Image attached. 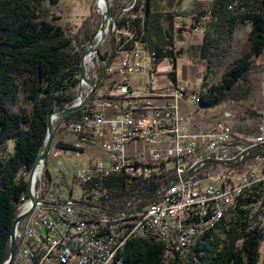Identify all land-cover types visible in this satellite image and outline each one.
<instances>
[{"label":"built area","instance_id":"obj_1","mask_svg":"<svg viewBox=\"0 0 264 264\" xmlns=\"http://www.w3.org/2000/svg\"><path fill=\"white\" fill-rule=\"evenodd\" d=\"M134 4L124 0L118 19L129 17ZM107 26L111 43L105 57L94 50L98 35L85 45L86 76L94 83L91 107L69 128L70 154L80 157L94 146L100 152L89 154L66 190L55 191L56 184L51 190L45 165L34 177L38 202L33 206L28 195L21 199L18 214L33 208L14 230V264H106L116 245L140 235L164 237L168 251L185 252L212 217L233 204L239 188L261 181L264 189V150H256L264 144V126L255 137L243 136L233 130L234 115L226 109L211 114L216 119L206 130L193 125L184 103L196 104L194 91L170 83L154 86L153 76L166 71L153 68L154 53L135 41L127 26L113 20ZM140 77L144 81L136 88ZM89 91L82 84V98ZM162 170H171L173 181L158 187L146 206L136 207L141 198H133L131 207L115 213L97 207V189L107 178L124 173L146 181ZM259 199L244 202L245 213L250 215Z\"/></svg>","mask_w":264,"mask_h":264},{"label":"trees","instance_id":"obj_2","mask_svg":"<svg viewBox=\"0 0 264 264\" xmlns=\"http://www.w3.org/2000/svg\"><path fill=\"white\" fill-rule=\"evenodd\" d=\"M161 1L135 0L128 19H118L117 7L110 8V15L118 26L130 29L135 41L154 53V69L164 61L169 63L164 74L171 85H177L182 47L174 38L171 22L184 14L164 10ZM59 2L0 0V264L8 259L13 221L21 199L27 195V176L45 144L47 116L76 101L85 45L100 25L96 20L99 16L91 10L74 38L69 37L44 5L55 7ZM199 16L205 24L198 52L205 60L219 56L238 25L249 23L251 30L248 54L235 62L218 84L200 90L198 104L207 108L247 99L252 92L249 74L264 51V0H211L208 11L190 15L196 22ZM98 55L107 53L98 50ZM90 107L88 101L81 109L58 118L57 124L69 129ZM55 147L71 149L70 144L60 141ZM256 150L262 152L264 144L257 145ZM46 159L44 172L49 178ZM171 181V170H162L160 176L151 175L146 181L117 174L97 189L100 194L96 204L107 214L131 207L133 198H141L134 205L144 207L154 200L158 187L166 188ZM251 211L248 215L234 207L230 218L205 229L185 252L168 251L163 242L146 236L129 240L116 259L120 257V264H257L264 234L255 225Z\"/></svg>","mask_w":264,"mask_h":264},{"label":"rangeland","instance_id":"obj_3","mask_svg":"<svg viewBox=\"0 0 264 264\" xmlns=\"http://www.w3.org/2000/svg\"><path fill=\"white\" fill-rule=\"evenodd\" d=\"M122 3L123 0H109L110 8L117 7L119 9ZM161 4L166 11L172 10L184 14L182 16L178 15L172 20L171 30L176 42L182 47V53L177 61V86L185 88L189 94L193 91L200 94V90L206 91L211 85L218 84L227 70L240 58L248 54V35L251 26L246 23L236 27L229 42L222 45L219 56H212L208 60L199 56L198 47L201 44L205 20L199 16L200 18L196 22L191 19L190 15L196 14L198 11H208L211 0H162ZM44 5L46 8L48 7V15L52 13L57 17L55 22L62 26L66 35L71 38H74L82 21L91 15V10L99 16L96 19L97 21L100 20V14H102L97 9V0H60L55 7H50L47 3H44ZM110 43L111 36L107 32L99 48L101 53H104L107 49L110 50ZM169 68L170 65L167 61L159 65L161 70L167 71ZM161 72L163 71L158 72L159 76H153L154 86L163 87L169 84L166 75ZM138 79L139 82L136 88H140L141 83L144 81L143 77ZM249 81L252 92L245 100L227 102L207 108H202L198 103L193 104L190 101L184 103V105L189 107L188 115L194 118L192 124H199L201 129L206 130L216 119L211 114L219 113L226 109L231 110L234 115L231 121L235 132L248 137L257 136L259 133L258 128L264 126V51L256 61V67L250 72ZM75 94L77 99V87ZM57 121L58 119H55L53 122V127L56 130H54L51 151L46 159V169L51 177V183H48L51 190L54 189L53 184H56L60 187V189L55 188V191L58 192V190L63 191L66 190L65 188H71L72 175L77 169L85 168L89 154L100 152L101 147H91L86 150L87 153L85 152L80 157L73 156L69 151L59 150L55 147L57 142L70 144L74 136L70 129L64 127L63 123L57 124ZM8 146L11 147V144ZM59 169L67 172L64 178L61 176ZM75 196H79L78 189L75 191ZM256 210L259 211V208L255 205L251 212ZM227 218H230V216L225 217L223 220ZM254 220L255 225L264 233L262 215ZM20 264L26 263L22 261ZM257 264H264V244L259 248Z\"/></svg>","mask_w":264,"mask_h":264},{"label":"water","instance_id":"obj_4","mask_svg":"<svg viewBox=\"0 0 264 264\" xmlns=\"http://www.w3.org/2000/svg\"><path fill=\"white\" fill-rule=\"evenodd\" d=\"M103 1L105 4V11L103 14H100V25H99V29H98L97 34H96V35H100V37H99V40L97 43V47L94 49L95 51H98L100 44L104 41L105 35H106L107 25L112 21V18L110 15L109 1L108 0H103ZM88 53H89V51H86L83 54L82 59H81V63H80V77H79L80 81H79V84L77 86L78 100H76V102H74L69 107H65L63 109H57V110L52 111L47 116V132H46L45 144L43 146L42 151L40 152V154L36 158L32 168H31V170L27 176L26 193H27V195H28L33 206L35 204H37V202H38L36 197L33 195L34 171L38 166H40V164L44 163L45 158L48 156V154L51 151V148L53 145V139H54L53 120L64 117L71 112H74V111L81 109L91 98L93 88H94V83L91 82L87 78L86 71H85V63H84L85 56ZM82 84H85V85L90 87L89 93L84 98H82ZM32 208L23 214H18L17 217L14 219L11 234H10V246H11L10 253H9L8 259L5 261L4 264H12L14 257H15V253H16V242H15V238H14V230L16 228L17 223L22 218H24L26 215H28L32 211Z\"/></svg>","mask_w":264,"mask_h":264},{"label":"bare ground","instance_id":"obj_5","mask_svg":"<svg viewBox=\"0 0 264 264\" xmlns=\"http://www.w3.org/2000/svg\"><path fill=\"white\" fill-rule=\"evenodd\" d=\"M109 1V0H108ZM97 9L103 14L105 10V4L103 0H97ZM108 27V26H107ZM100 35H98L99 39ZM89 56L86 55V58L84 59V62H88ZM200 94L194 92L195 101L198 103L200 101ZM55 120V119H54ZM53 120V122H54ZM49 155V154H48ZM43 167V163L38 166L34 171V177L40 172L41 168ZM34 179V178H33ZM260 198L259 201L256 203V206L259 208V211L252 212L253 218H258L262 215V220L264 221V189H261V181H249V184L245 186V188H239V190L236 191V197L234 199L233 204L229 205L226 209H223L219 212H217L216 216L212 217V220L210 221V224L208 227L202 229L200 233L196 236V239H194L193 244H189V246H192L195 244L199 236L205 231V229L209 227L215 226L214 224L219 223L227 216H232L233 214L230 213L231 210L234 209V207H238L240 210L245 211V203L248 202L254 197ZM259 212V213H258ZM217 225V224H216ZM150 235H140V236H130L126 237L124 241L120 242L119 245H116V248L113 249L112 253L110 254V258H107L106 264H120V257L116 259V256L118 253H121L124 251V248L127 244V242L130 239H136V238H142ZM151 238H156L160 242H164V237L159 236H150Z\"/></svg>","mask_w":264,"mask_h":264}]
</instances>
